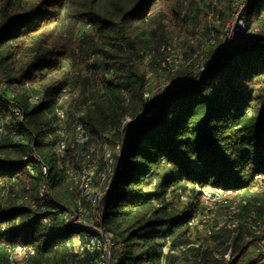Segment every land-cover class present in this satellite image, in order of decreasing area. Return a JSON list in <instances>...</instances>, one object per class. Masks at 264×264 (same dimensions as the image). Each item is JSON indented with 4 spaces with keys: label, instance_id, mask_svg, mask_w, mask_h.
Masks as SVG:
<instances>
[{
    "label": "trees",
    "instance_id": "obj_1",
    "mask_svg": "<svg viewBox=\"0 0 264 264\" xmlns=\"http://www.w3.org/2000/svg\"><path fill=\"white\" fill-rule=\"evenodd\" d=\"M98 2H76L72 18L80 26L74 31L70 26L65 42H59L52 26L60 22L66 0H0V183L9 186L7 195L17 188L28 202L0 204V264H8V249L16 246L34 250L28 264L76 263L70 240L84 231L64 225L60 215L69 204L77 209L67 174L77 165L67 164L78 152L67 150L60 157L55 147L66 141L60 133L70 140L79 124L88 144L102 140L110 128L119 136L115 145L121 156L115 157L114 177L98 202L100 226L117 264H165L168 255L179 259L165 248L183 257L199 251V264H264L262 227L256 234L248 231L253 236L248 243L231 230L213 235L230 254L217 258L193 244V212L175 204L187 191L196 197L195 186L241 191L255 187L257 176L264 179V31L243 49L213 50L190 88L145 98L151 88L143 58L155 32L147 31L162 17L154 9L156 0L114 1L110 7ZM230 9L217 12L219 21L230 17ZM242 15L246 29L264 27V0H248ZM213 31L218 39V29ZM85 67L90 78L83 83L98 89L91 100L74 94ZM151 111V119L133 121ZM126 119L133 122L124 125ZM42 181L49 195L43 210L36 196ZM253 242L262 252L250 256Z\"/></svg>",
    "mask_w": 264,
    "mask_h": 264
},
{
    "label": "rangeland",
    "instance_id": "obj_2",
    "mask_svg": "<svg viewBox=\"0 0 264 264\" xmlns=\"http://www.w3.org/2000/svg\"><path fill=\"white\" fill-rule=\"evenodd\" d=\"M77 1L78 0H66L65 7L60 14V22L52 26L54 33L53 38L55 40L65 42L69 27L71 26L73 31L79 28L80 25L74 24L72 18V11ZM114 1L122 2L126 0H99L98 5L100 7H110V4ZM247 4L248 0L245 1L243 6L237 0H156L154 9L155 11H160L162 17L153 22L151 29H148L147 31L149 32L150 30H154L155 32L152 35L153 38L150 43L151 49L143 58V66L146 68L147 79L151 88V93L148 95L145 94V98L154 97L155 94L162 91H174L179 88H190L192 86L190 84L188 86L181 85H183V83L187 80L193 81L200 77L201 73L206 69L212 59L211 56L213 50H215L214 52H218V50H227V45L229 44H233L236 49L245 48L249 39L248 36L239 34L235 31V22L237 20H234V15L241 12L242 18L240 21L245 24L242 11ZM229 6L231 8L229 13L232 14H229L230 17L228 19L226 18L225 22H222L223 19L219 21L220 18L218 17L217 12L219 10L225 12ZM214 28L219 31L218 39L215 38V32L213 31ZM259 30L264 31V27L252 25L251 28L248 29V32H251V35H254L258 33ZM85 31L89 32L90 30L86 28ZM64 69L66 71L70 70L68 63L64 64ZM85 76L88 79L90 78V73L86 67L81 70V79L76 84L77 86L74 89V94L78 95V99L86 97L87 100H91L92 96L94 97V95L98 94V89L96 87H92V84L85 85L83 83ZM68 95L69 94L65 93L64 96L68 98ZM65 97L64 99H66ZM147 104H150V101ZM144 115V112H140L133 121L138 122L139 120H142V118L145 117ZM146 116L147 119H151L153 117V111L149 112ZM133 121L126 119L123 124L125 125ZM64 137L66 141L71 142L73 140V138L70 139V137H68L70 140H67L66 136ZM118 138L119 136L116 130L110 128L104 134L102 140H93L90 141L88 146L86 145V147H89V153H85V156L87 158H89L88 155L90 156L92 159V171L97 174L95 175V181L97 182H95L93 186V192L95 193H101L104 190L102 186L105 187V183L102 182L101 179H98L106 168V159H104L105 149L108 150V153L111 156H116L117 145H115V143L119 142ZM68 161L67 166L69 165V167H71V163L77 165L73 168L76 175H78V172L83 169L88 170V167H80L79 157H77L75 161L72 158ZM114 164L116 165L115 160ZM8 188L9 186L0 187L1 206L8 208L16 205H28V202L24 200L26 199V197H23L24 193L16 188L14 189V194L7 195L9 190ZM58 192L61 196L65 194L63 190ZM72 192L76 193L75 201L78 200V193L74 190H72ZM198 194L199 193H197L195 197L192 196L190 191H187L182 195L181 201L175 202V204L180 210L193 212L194 221L196 220L198 223H201L204 206L202 196ZM244 196L249 201V205L246 210L242 209L237 213V215L231 216L225 209L217 208L213 211L212 216L205 220V222L201 225H197V227L194 228L191 226L189 236L193 244H196V246L201 245L202 249L207 250L211 256L219 258L223 253L224 258L230 259V254L228 252L229 249L224 253V245L222 246L220 242L221 239H212L211 237L213 235H218L222 230L226 229L232 231V236L233 234H239L241 236H245L247 243L252 242L253 236L248 233V231L251 233L252 231L250 228L248 229V224L250 220H264V193L260 190V188L253 187L251 192L245 191ZM31 207L35 208L37 206L32 204ZM69 207L70 209H74L73 204H69ZM86 211H89V208H86ZM250 212L255 214V220L248 217L250 216ZM232 223L235 224L236 229L226 227L230 226ZM208 228L213 229L210 231V235L207 234ZM258 231L256 233H258ZM229 241L230 239H228L226 243ZM260 246V244H256L255 242L251 243L247 253L250 256H253L262 252ZM72 251L75 254V246L72 248ZM4 252H6V246L4 247ZM165 253L168 254V248L165 249ZM177 254L178 256L183 257L179 252H177ZM201 255L202 253L199 251L188 250L183 259H177L176 257L173 260L170 259L169 261L165 259L164 262L165 264H199L198 262H200Z\"/></svg>",
    "mask_w": 264,
    "mask_h": 264
},
{
    "label": "bare ground",
    "instance_id": "obj_3",
    "mask_svg": "<svg viewBox=\"0 0 264 264\" xmlns=\"http://www.w3.org/2000/svg\"><path fill=\"white\" fill-rule=\"evenodd\" d=\"M239 33H246V35H249V34L251 35L252 34L251 32H248V29H246L245 24L242 21L239 22ZM227 46H228L227 49L234 48L233 44L232 45L229 44ZM181 86H185V83H183V85H181ZM178 87H180V86H178ZM37 100H38V97H33L32 98V102H36ZM63 100H64V97L61 99L60 104H62ZM13 112H14V114H15V116L17 118H19V119L21 118V112L19 111V109L17 110L16 108H14ZM57 114L62 119V118L65 117V110L63 108H60V109H58ZM145 119H147V117H145ZM78 126L79 125H76V127L74 129V137H73V140L71 142H69V141L66 142V141L63 140V141H60L56 145V147H55L56 152H57L56 154H58L60 157H64V152H67V150H74L75 143L78 140V132H77L78 131ZM81 131H82V136H84L86 141L88 142V135L85 132L84 127H82V126H81ZM0 132H2V129H0ZM60 135H61L60 136L61 138H65L63 133H60ZM12 138H13V140H16V141L18 140L17 136L13 135ZM85 148H86L85 153L86 154L89 153L88 152L89 147H85ZM116 151H117L116 152V154H117L116 156L117 157L116 156H111L108 153V150L105 149L104 159H106V168L104 169V171L102 170L103 173L101 174V176L99 178H98L99 175L97 176L98 179H101L102 182L105 183V187L102 186V188H104V190L102 192L100 191L101 193L93 192L94 183L97 182V181H95V175H97V174H95L96 172L94 173L91 170V175H88V170H84L83 169L82 171L78 172L79 173L78 175H76V172L74 171V169H70L69 176H70V178L72 180V184H71L70 190L71 191L72 190L76 191L78 193L77 196H79V199L77 198L78 200H76L77 208H81L82 207V203L86 202V203H91L92 204L93 210H99L98 202H99L100 198L103 196V194L106 192V190L108 189V187H109V185H110V183H111V181H112V179L114 177V173H115L114 160L116 161V159L120 158V156H121L120 145L119 144H117V150ZM88 157L90 158L89 155H88ZM115 157H116V159H115ZM34 159L37 160L35 157H34ZM46 172H47V169L44 166H41L42 175H45ZM258 177H260V176H258ZM261 178L262 177H260V179ZM256 180H257V177H256ZM207 189H209V188H204V187L200 188L199 186H195L196 192L199 193L202 196V199H204L205 192H206ZM213 190L214 191H219V192H225V194L238 193V200H247V198L244 196V192L248 191L249 189L248 190H241V191L222 190V189H213ZM37 191H38V194H37L38 204L37 205L44 208L43 202L47 198V196L49 197L48 190H47V185H46V183L44 181H42L40 183L39 188H38ZM98 191H99V188H98ZM225 194H218L217 195V202H223L225 204V206H232V211H237V213H238L243 208H247L248 207L249 201H237V199L234 198L233 195H225ZM205 204L208 205V208H215V198H213V197H205ZM63 213H69V211H65ZM228 214L232 216L233 212H228ZM254 215L255 214L250 213V216H248V217H251V218H253L252 220H255V216ZM100 218H101V214H100V210H99V228L100 229H98V227H95V226H92V225H74L72 223V221H71V216H66L65 214L61 213L60 219H61V221H62V223L64 225H67V226L68 225H70V226H80V227L83 228V231H84L82 234L80 233L79 235H77L78 244H77L76 249H75V254L77 256V259H76L77 260V264H84V256H82V248L79 247V238H87V239H90L91 241H96L97 242L98 254H105V251H106L105 236L107 237V234L103 230V228L100 226ZM193 221H194L193 218L189 221V227L192 226ZM226 227L235 228V224L232 223L230 226H226ZM235 229H233V230H235ZM250 229H251L252 233H256L259 230V228H250ZM210 231L211 230H208V232H207L208 235L211 234ZM111 245L113 246L112 243H111ZM18 247H21L20 248V256H27V264H28L30 258L34 255V250L32 248H30V247H24V246H16L14 248H11V249L9 248L8 249V256H7L8 264H23V263H20V261L17 258V256H14L15 255V249H18ZM28 250L30 252L29 255H28ZM111 264H117V261L115 260Z\"/></svg>",
    "mask_w": 264,
    "mask_h": 264
},
{
    "label": "built area",
    "instance_id": "obj_4",
    "mask_svg": "<svg viewBox=\"0 0 264 264\" xmlns=\"http://www.w3.org/2000/svg\"><path fill=\"white\" fill-rule=\"evenodd\" d=\"M243 5L246 0H237ZM241 11V10H240ZM241 19V12L235 14L234 20H237L235 22L236 28L235 31L239 33V22ZM242 35H246V33H239ZM248 36V39L252 35H246ZM195 82V80H187L185 82V86H188L189 84L192 85ZM17 109V108H16ZM18 110V109H17ZM148 113H146L144 116L147 117ZM145 117L143 119H145ZM78 140L75 143V148L74 151L78 152V157L80 159V167H88V175H91V170H92V165H91V158H87L85 156V147L88 144L86 141L85 137L82 136V131H81V124L78 126ZM64 144V143H63ZM67 152H64V157L66 156ZM70 170H67V174H69ZM89 184V183H88ZM3 184L0 183V187H2ZM255 187L260 188V190L264 193V179H260V177L257 176V184ZM253 188L249 189V191L246 192H251ZM218 194H225V192H219V191H214L213 189L209 188L205 192V196L203 199V206H204V213L201 217V223H198L196 220L192 224V228L197 227V225H201L205 220L209 219L213 211L216 210L217 208H222L225 209L226 212H233V215H237V211H232V206H225L223 202H217V195ZM225 195H233L234 198L237 199V201H248V200H238V193L235 194H225ZM205 197H213L215 198V208H208V205L205 204ZM86 208H89V211H86ZM36 208V207H35ZM41 210H43V207H38ZM253 213V212H250ZM65 214L66 216H71V221L74 225H92L95 227L99 228V210H92V204L91 203H82L81 208L77 209H69V213H62ZM264 228V220H259L258 221H249V228ZM207 230H213L212 228H208ZM105 243H106V251L105 254H98L97 250V242L96 241H91L90 239L87 238H79V247L82 248V256H84V263L90 262V264H111L113 261H115V258L113 257L112 250L114 246L111 245L110 243V237L105 236ZM20 248L15 249V255L19 259L20 263L27 264V256H20ZM175 254L178 256L177 252H172L169 251L168 249V254ZM30 254L28 250V255ZM179 259H183L184 257L178 256ZM70 264V263H69Z\"/></svg>",
    "mask_w": 264,
    "mask_h": 264
},
{
    "label": "crops",
    "instance_id": "obj_5",
    "mask_svg": "<svg viewBox=\"0 0 264 264\" xmlns=\"http://www.w3.org/2000/svg\"><path fill=\"white\" fill-rule=\"evenodd\" d=\"M87 206H85V208H86ZM88 209V208H87ZM70 243H72V246L74 247L75 246V249H76V246H77V244H78V241H77V236H74V237H72L71 238V240H70ZM165 249H167V248H165ZM166 260H170V259H174V257L173 256H171V255H168V256H166V258H165Z\"/></svg>",
    "mask_w": 264,
    "mask_h": 264
},
{
    "label": "water",
    "instance_id": "obj_6",
    "mask_svg": "<svg viewBox=\"0 0 264 264\" xmlns=\"http://www.w3.org/2000/svg\"><path fill=\"white\" fill-rule=\"evenodd\" d=\"M223 50H221L220 52H222Z\"/></svg>",
    "mask_w": 264,
    "mask_h": 264
}]
</instances>
